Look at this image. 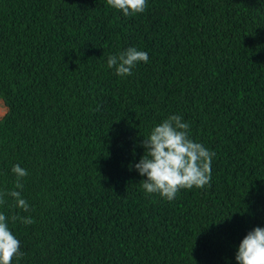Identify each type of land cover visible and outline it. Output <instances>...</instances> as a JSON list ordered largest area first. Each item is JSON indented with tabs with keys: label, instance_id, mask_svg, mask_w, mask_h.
Instances as JSON below:
<instances>
[{
	"label": "trees",
	"instance_id": "trees-1",
	"mask_svg": "<svg viewBox=\"0 0 264 264\" xmlns=\"http://www.w3.org/2000/svg\"><path fill=\"white\" fill-rule=\"evenodd\" d=\"M129 47L149 61L121 78L107 58ZM0 98V192L30 206L0 204L12 264H236L264 227V0H147L127 17L106 0H0ZM176 114L215 155L209 185L167 201L132 165Z\"/></svg>",
	"mask_w": 264,
	"mask_h": 264
},
{
	"label": "clouds",
	"instance_id": "clouds-1",
	"mask_svg": "<svg viewBox=\"0 0 264 264\" xmlns=\"http://www.w3.org/2000/svg\"><path fill=\"white\" fill-rule=\"evenodd\" d=\"M106 4L127 17L143 13L147 0H106ZM148 61L147 52L129 47L118 54L109 55L107 67L123 78L131 76L132 69L138 63ZM140 147L143 154L132 167L144 177L140 182L146 195L158 194L164 200L172 201L182 189H201L209 185L215 153L191 139L190 125L181 115H170L155 125L143 138ZM11 171L16 177L14 188L22 189L21 181L28 175L27 170L16 164ZM6 196L14 200L16 208L29 211L30 206L22 198L21 191L0 192V204L5 202ZM8 219L0 213V264H12L14 257L24 256L20 251V241L9 228ZM12 219H18L25 225L34 223L30 216L17 215ZM234 258L236 264H264V227H255L243 237Z\"/></svg>",
	"mask_w": 264,
	"mask_h": 264
},
{
	"label": "rangeland",
	"instance_id": "rangeland-1",
	"mask_svg": "<svg viewBox=\"0 0 264 264\" xmlns=\"http://www.w3.org/2000/svg\"><path fill=\"white\" fill-rule=\"evenodd\" d=\"M6 107L3 103V100L0 98V117H2L6 111Z\"/></svg>",
	"mask_w": 264,
	"mask_h": 264
}]
</instances>
